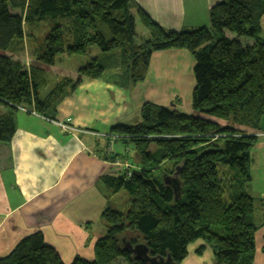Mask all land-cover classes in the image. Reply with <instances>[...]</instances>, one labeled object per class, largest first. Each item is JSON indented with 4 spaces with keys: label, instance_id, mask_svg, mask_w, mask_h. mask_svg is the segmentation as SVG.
I'll return each instance as SVG.
<instances>
[{
    "label": "trees",
    "instance_id": "16d2710c",
    "mask_svg": "<svg viewBox=\"0 0 264 264\" xmlns=\"http://www.w3.org/2000/svg\"><path fill=\"white\" fill-rule=\"evenodd\" d=\"M263 15L264 0H221L210 9V25L174 30L133 0H0V104L8 108L0 115V143L10 144L19 107L54 118L61 98L80 84V79L65 77L42 95L44 69L27 68L6 54L22 48L26 24H50L36 49L40 64L54 65L62 53L84 54L95 45L104 56L93 57L78 73L135 86L147 77L154 52L184 48L195 61L196 80L191 113L179 110L177 103L169 107L146 101L139 122L109 128L108 134L132 146L139 168L130 177L122 172L101 178L111 194L125 190L131 198L125 211L104 210L107 232L97 240L92 259L77 255L65 263L43 232L35 231L1 256L0 264H114L118 259L148 264L125 249L127 243L146 244L151 256L170 255L181 264L198 240L205 243L197 252L209 245L217 264H252L256 200L243 185L252 180L251 152L264 129ZM137 19L149 32L141 39ZM240 37H252L255 43L243 44ZM108 66L117 72L111 76ZM1 156L12 162L0 147ZM221 163L237 170L232 179L238 186L231 185L230 201Z\"/></svg>",
    "mask_w": 264,
    "mask_h": 264
},
{
    "label": "crops",
    "instance_id": "0c3cea01",
    "mask_svg": "<svg viewBox=\"0 0 264 264\" xmlns=\"http://www.w3.org/2000/svg\"><path fill=\"white\" fill-rule=\"evenodd\" d=\"M133 1L165 28L181 30L210 25V9L221 0ZM261 27L260 37L264 38V15ZM141 33L143 37L149 34L147 29ZM227 35L235 37L230 32ZM240 40L255 43L252 37ZM83 64L78 63L73 69L58 68L57 72L81 80L76 91L57 105L54 117H72L77 128L106 133L116 124H135L140 121V110L146 101L169 105L177 95L185 96L192 105L195 61L187 49L154 52L145 81L134 87L129 82L123 87L81 76L78 69ZM57 65L58 61L54 67ZM191 109L186 112H192ZM7 111L0 104V115ZM16 114L17 130L10 144L0 143L12 158L10 162L0 157V257L25 236L42 231L65 263H71L77 255L92 259L97 240L107 232L102 214L116 199L101 178L121 173L124 168L116 163L113 167L105 158V152L100 150L105 142L102 137L63 132L54 122L20 109ZM120 145L114 146L117 153L124 151ZM251 155V168L256 167L259 176H264V129L258 134ZM251 193L259 199L252 264H264V187L261 191L252 189ZM204 243H192L181 264H217L209 245L202 253L197 252Z\"/></svg>",
    "mask_w": 264,
    "mask_h": 264
},
{
    "label": "rangeland",
    "instance_id": "374dc122",
    "mask_svg": "<svg viewBox=\"0 0 264 264\" xmlns=\"http://www.w3.org/2000/svg\"><path fill=\"white\" fill-rule=\"evenodd\" d=\"M13 12L16 13L19 11L13 10ZM136 27H137V34H138L139 39L143 38L141 31L145 30L146 28L142 25V23L139 20L136 21ZM25 31H26V37L24 38L22 48L18 47L16 52H8L6 54L7 55L9 54V56H11L12 58L19 60L27 68H29L31 66H38L39 65L41 68L44 69V72H45L46 77H47V84L41 90L42 95H46V93H48L49 90L51 88H53L57 82H59L61 79L65 78L62 75L57 74L58 70L60 71V69H58V68L73 69V66L76 67L78 63L79 64H82V63L86 64L93 57L102 59L101 57L104 56L102 54L101 50L99 49V47H97L95 45H90L87 47L86 53H84V54L69 55L68 53H62V54L58 55L57 56V61H58L57 67H54L56 65V63L54 65L40 64L35 59L36 53H37L36 49L38 47L40 48V46H41L40 43L43 42L44 37L50 31V24L48 21H43V22L37 21L35 24H29V25L26 24L25 25ZM230 34H233V33L230 32ZM243 44H245V43H243ZM98 51H99V53H97ZM191 56H192V54H191ZM45 66H47V67H45ZM116 69H117L116 67L115 68H109V66H108L106 71H108L107 73H110L112 76L113 72H115V71L117 72ZM148 73H149V71H148ZM193 74H194V72H193ZM68 78H70V77H68ZM73 80L77 81L79 79L76 78ZM97 80H103V79H97ZM110 83H112V82H110ZM80 84H81V80H80ZM80 84H79V86H80ZM119 85L126 87V85H122V84H119ZM73 93H69V94L64 95L58 103H61L66 97L71 96ZM191 102H192V96H191ZM174 103H177L179 105L178 109H179V107L182 106V111H184V112L187 111V108L193 107L191 105V103L189 104V101L186 102L185 96L180 97V96L176 95L175 98L173 97L171 99V103L169 104L170 106L169 105H166V106L171 107V105H174ZM19 109L25 111L26 113H31V114H34L37 116H41V117H43V118H45L51 122H54L55 124H57L59 126V128L63 132H78V134L88 133V134H92L93 136L98 135V137L99 136L102 137L100 139H104L105 142L102 146V149L100 148V150L102 152H105V154L107 153L108 155H112V156L117 155L118 158H116L115 160H111L113 167H116V166H114L115 163L117 165L121 164L122 167L124 168V171H122L123 174L125 173L129 177H130V175L127 172V169L131 168L133 170V169L139 168V164L137 163V160H136V153L130 144H121L124 148V151H122L121 153H117V151L114 150V146L120 145V141H119L118 136H115L114 134H108V132L110 130H107L108 132H106V133H101V132H97V131H94L91 129L79 128V127L77 128V126H75V124L72 122V117H68L71 119L70 123L74 127H76L78 130L66 131L59 124L66 122L68 120V118H66L64 120H57L56 118H49L47 116L38 114L33 107L27 108V107L21 106V107H19ZM191 111H193V109H191ZM203 116H205L207 118H213L209 115L203 114ZM58 122H60V123L58 124ZM221 123L224 124L225 121H221ZM261 124H262V126H264V118H263ZM254 132H258V131H254ZM131 151H133V152H131ZM117 162H119V163H117ZM125 166H127V167L125 168ZM250 167H251V165H250ZM236 171H237L236 169L232 170L228 164L227 165L222 164V163L220 164L221 178L223 179V183L226 185V195H225L226 201H230V194L233 192L231 185H233L235 187L238 186L237 184L234 183L235 180L232 179L233 177H235V176L232 177V175L233 174L235 175ZM250 172L252 175V180L245 182L243 185V189L248 191L249 193H251L252 189H256V191L263 190L264 176L262 174H261V176H259V169H257L256 167H252V168H250ZM111 195H113V194H111ZM114 195H116L115 196L116 199L114 200L113 206L116 207V209H118V210L125 211L128 208L131 196L125 190H119ZM254 198L256 200V207L258 208V206H259L258 200L259 199H257L255 196H254ZM114 264H123V261H122V259H118L117 261H115Z\"/></svg>",
    "mask_w": 264,
    "mask_h": 264
},
{
    "label": "water",
    "instance_id": "95a60500",
    "mask_svg": "<svg viewBox=\"0 0 264 264\" xmlns=\"http://www.w3.org/2000/svg\"><path fill=\"white\" fill-rule=\"evenodd\" d=\"M125 249L129 248L132 253L135 255V258L141 259L148 264H179L175 261H173L172 257L169 255L168 257H157V256H151L149 254V250L146 244L139 243L136 245H131L130 243H127L124 246Z\"/></svg>",
    "mask_w": 264,
    "mask_h": 264
},
{
    "label": "built area",
    "instance_id": "2783aa9c",
    "mask_svg": "<svg viewBox=\"0 0 264 264\" xmlns=\"http://www.w3.org/2000/svg\"><path fill=\"white\" fill-rule=\"evenodd\" d=\"M70 121H71V119L70 118H68V120L66 121V122H64V123H60V122H58V124L62 127V128H64L66 131H76V130H78L76 127H74L71 123H70ZM127 166H125V168H126ZM127 172L129 173V175L132 173V169L130 168V169H127Z\"/></svg>",
    "mask_w": 264,
    "mask_h": 264
},
{
    "label": "bare ground",
    "instance_id": "6f19581e",
    "mask_svg": "<svg viewBox=\"0 0 264 264\" xmlns=\"http://www.w3.org/2000/svg\"><path fill=\"white\" fill-rule=\"evenodd\" d=\"M137 21V20H136ZM136 29H137V27H136Z\"/></svg>",
    "mask_w": 264,
    "mask_h": 264
}]
</instances>
